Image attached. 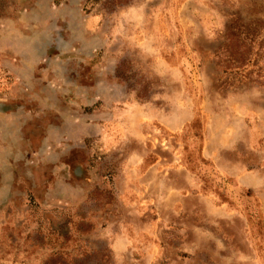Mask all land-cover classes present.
Wrapping results in <instances>:
<instances>
[{"label": "rangeland", "instance_id": "374dc122", "mask_svg": "<svg viewBox=\"0 0 264 264\" xmlns=\"http://www.w3.org/2000/svg\"><path fill=\"white\" fill-rule=\"evenodd\" d=\"M0 264H264V0H0Z\"/></svg>", "mask_w": 264, "mask_h": 264}]
</instances>
